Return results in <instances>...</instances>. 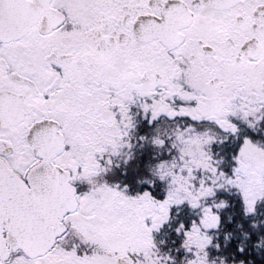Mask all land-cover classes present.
Returning a JSON list of instances; mask_svg holds the SVG:
<instances>
[{
	"label": "snow or ice",
	"instance_id": "1",
	"mask_svg": "<svg viewBox=\"0 0 264 264\" xmlns=\"http://www.w3.org/2000/svg\"><path fill=\"white\" fill-rule=\"evenodd\" d=\"M0 264H264V0H0Z\"/></svg>",
	"mask_w": 264,
	"mask_h": 264
}]
</instances>
